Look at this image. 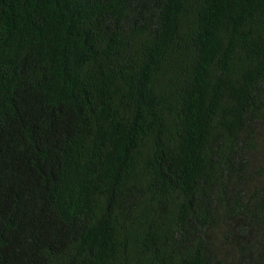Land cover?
<instances>
[{
	"label": "trees",
	"instance_id": "obj_1",
	"mask_svg": "<svg viewBox=\"0 0 264 264\" xmlns=\"http://www.w3.org/2000/svg\"><path fill=\"white\" fill-rule=\"evenodd\" d=\"M0 264H264V0H0Z\"/></svg>",
	"mask_w": 264,
	"mask_h": 264
}]
</instances>
